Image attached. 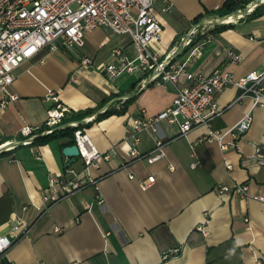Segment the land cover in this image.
<instances>
[{
	"label": "crops",
	"instance_id": "1",
	"mask_svg": "<svg viewBox=\"0 0 264 264\" xmlns=\"http://www.w3.org/2000/svg\"><path fill=\"white\" fill-rule=\"evenodd\" d=\"M224 2L154 0L153 13L162 34L153 50L161 59H170L171 66H184L175 86L149 84L136 70L107 77L104 67L114 62V50L127 61L136 56L130 38L107 27L87 33L74 51L44 49L15 71L9 92L17 100L0 113L4 152L0 157V233L8 231L14 217L32 226L26 238L0 256V264H264V201L253 199L264 197V102L253 109L248 97L235 103L239 91L232 86L216 95L219 113L211 121L212 129L224 131L250 112L251 126L239 138L237 149L223 151L215 142L204 141L203 126L182 136L176 124L162 121L156 135L141 133L136 146L142 155H149L159 138L164 142L162 158L148 163L129 154L130 121L170 107L177 87L189 84L186 74L205 78L225 71L241 77L264 69L263 8L258 17L250 18V13L222 24L229 25L222 30H213L214 24L199 26L203 20L227 17L212 15ZM198 16L202 18L195 24ZM192 30L197 35L182 47ZM229 51L241 60L231 63ZM81 57L92 64L81 67ZM48 91L73 113L93 111L83 119L91 117L90 124L81 130L109 159L89 168L94 184L41 213L48 176L66 173L68 159L62 150L70 146L69 138L32 144L42 135L47 111L53 106L46 100ZM127 95L132 96L124 113L92 119L108 103L107 109L123 108L126 99L121 98ZM25 125L34 129L35 136L21 145L24 137L19 131ZM69 165L74 170L82 167L79 159ZM130 175L135 179H129ZM150 176L155 182L141 190L139 181ZM234 183L246 184L249 197H219L216 187ZM199 226L205 228V235Z\"/></svg>",
	"mask_w": 264,
	"mask_h": 264
},
{
	"label": "built area",
	"instance_id": "2",
	"mask_svg": "<svg viewBox=\"0 0 264 264\" xmlns=\"http://www.w3.org/2000/svg\"><path fill=\"white\" fill-rule=\"evenodd\" d=\"M153 5L154 0H0V113L17 100V96L9 92V87L15 79V71L22 64L32 60L44 49L74 51L81 47L87 33L100 27H107L116 35L129 37L136 52L135 58L127 61L121 57L119 50H114V62L104 67L107 77L113 78L123 72L136 70L145 76L144 80L149 84L165 86L169 83L175 86L184 66H171L170 59H161L159 53L153 50V45L159 41L162 34V26L153 13ZM255 6L253 4L245 7L246 10L237 11L240 15L227 16L226 18H230L229 22L216 21L221 25L234 23L252 13ZM206 21L201 29L212 26L211 21ZM196 31L188 33L182 40V47L189 45L191 39L197 35ZM201 33L204 34L205 31ZM227 55L233 64L241 60L240 55L231 51L227 52ZM91 64L89 58H80L81 67ZM186 80L189 84L177 87V93L166 110L149 118L136 117L130 121L132 135L129 137V154L133 160L146 159L148 163H153L162 158L164 142L159 138L155 141V149L149 155H142L136 148L139 135L143 132L156 135L162 121L176 124L182 136L196 127L203 126L207 130L204 141L215 142L223 151L237 149L239 138L251 126L250 112L232 127L224 131L214 130L211 128V121L219 113L216 95L227 86H232L239 91L235 103L248 97L253 109L264 102V69L241 77H234L225 71H216L205 78L186 74ZM46 100L52 101L53 106L47 111V128L42 132L44 135L63 129L66 126L62 124L63 119L72 113L59 103L52 91L47 92ZM73 125L75 123L68 124L70 127H76ZM19 134L24 137L21 141L23 145L29 144L35 136L34 129L27 125L20 129ZM73 135V145L78 150L76 159L80 160L82 167L74 170L68 164L65 174L48 176L47 189L42 195V205L38 209L41 213L94 184L95 180L91 178L89 168H98L100 161L109 159V154L100 153L83 130L77 129ZM256 154L259 163H263L260 149L256 150ZM129 179L134 180L135 177L130 175ZM154 182L155 178L150 176L139 181V187L141 190H147ZM216 192L221 198L249 197L246 184L220 185L216 187ZM253 199L264 201L261 195L254 196ZM98 204H101V201H98ZM31 226V223L19 217L12 218L8 231L0 233V256L26 238ZM197 228L205 235L204 227Z\"/></svg>",
	"mask_w": 264,
	"mask_h": 264
},
{
	"label": "trees",
	"instance_id": "3",
	"mask_svg": "<svg viewBox=\"0 0 264 264\" xmlns=\"http://www.w3.org/2000/svg\"><path fill=\"white\" fill-rule=\"evenodd\" d=\"M251 1L253 0H225V2L223 3V5L216 10V12L212 13V15H217L218 17H224V16H228L231 15L232 13L236 12L237 10H244L245 7L247 6V4H249ZM264 9V4L257 6L254 11L250 14V18H255L259 16V12L261 9ZM202 18V16H198L194 19V23L198 24L200 22V19ZM229 25H214L213 30L218 31V30H222L225 28H228ZM131 98L126 99L122 105V107H119V109H115V110H111V109H107L105 110V112H103L102 114H100L99 116H97L94 121L100 119V118H104L107 117L109 115L112 114H122L124 113L127 105L130 103ZM93 114V111L91 110H85L82 112H76V113H71L69 116H66L63 119V123L64 125H66L63 129L60 130H54L52 133L48 134V135H43L41 137H37L35 139H33L32 144L33 143H38V144H43L46 142V140L48 139H52V138H69L70 141L67 145H73V139H74V131H76L77 129H81L83 127L88 126L90 123H87L85 125H78L76 127H70L68 126V124L70 123H75V122H80L83 121V119L87 118L88 116H91ZM47 127L46 126H42L41 130L45 131ZM4 152H0V157L3 155Z\"/></svg>",
	"mask_w": 264,
	"mask_h": 264
},
{
	"label": "water",
	"instance_id": "4",
	"mask_svg": "<svg viewBox=\"0 0 264 264\" xmlns=\"http://www.w3.org/2000/svg\"><path fill=\"white\" fill-rule=\"evenodd\" d=\"M264 4V1L262 0H259L258 3H256L254 9L257 7V6H260V5H263ZM246 10V8L244 9ZM245 13V11H244ZM238 15V12H234L232 13L231 15H228V16H236ZM226 18V17H224ZM224 18L221 19L222 21H224ZM207 21L206 20H203L202 22L199 23V26H202L206 23ZM212 24L216 25V24H219V22H216V21H211ZM179 53V50H177L174 54V57ZM132 95H127L125 97H122L121 99H128L129 97H131ZM110 106V103L106 104L101 111H99L98 113H96L95 115L92 116V119H95L97 116H99L100 114H102L103 112H105V110H107V108ZM91 118V117H90ZM90 118L87 120V121H80V122H76L75 125L73 126H78V125H85L88 123V121L90 120ZM91 119V120H92ZM43 136V134L41 135ZM41 136H38V137H41ZM37 138V137H36ZM22 145V143H21ZM2 148H0V152H2ZM62 154L68 159V164H72L76 161V157L78 156V150L76 148V146L74 145H70V146H67L65 147L63 150H62Z\"/></svg>",
	"mask_w": 264,
	"mask_h": 264
},
{
	"label": "bare ground",
	"instance_id": "5",
	"mask_svg": "<svg viewBox=\"0 0 264 264\" xmlns=\"http://www.w3.org/2000/svg\"><path fill=\"white\" fill-rule=\"evenodd\" d=\"M238 15H240V14H238ZM224 21L229 22V21H230V18H224ZM196 28H197V27H196ZM6 146H8V145H6ZM6 146H4V147H6Z\"/></svg>",
	"mask_w": 264,
	"mask_h": 264
}]
</instances>
